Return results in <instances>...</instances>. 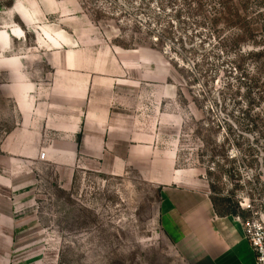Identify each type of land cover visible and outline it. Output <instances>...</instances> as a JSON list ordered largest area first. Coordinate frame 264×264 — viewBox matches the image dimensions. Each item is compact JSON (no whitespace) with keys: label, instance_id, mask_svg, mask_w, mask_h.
<instances>
[{"label":"rangeland","instance_id":"obj_1","mask_svg":"<svg viewBox=\"0 0 264 264\" xmlns=\"http://www.w3.org/2000/svg\"><path fill=\"white\" fill-rule=\"evenodd\" d=\"M191 1L0 0V264H192L171 181L264 229V0Z\"/></svg>","mask_w":264,"mask_h":264},{"label":"crops","instance_id":"obj_2","mask_svg":"<svg viewBox=\"0 0 264 264\" xmlns=\"http://www.w3.org/2000/svg\"><path fill=\"white\" fill-rule=\"evenodd\" d=\"M22 32L15 29L10 34L2 33L3 42L9 47L11 41L7 39H16ZM58 36L69 43L65 33ZM171 182L164 184L159 209L161 226L192 264H257L240 217L220 213L206 192Z\"/></svg>","mask_w":264,"mask_h":264},{"label":"built area","instance_id":"obj_3","mask_svg":"<svg viewBox=\"0 0 264 264\" xmlns=\"http://www.w3.org/2000/svg\"><path fill=\"white\" fill-rule=\"evenodd\" d=\"M45 156L42 153V157ZM246 231L251 246L256 254L257 264H264V229L260 225H253L251 229L246 225Z\"/></svg>","mask_w":264,"mask_h":264},{"label":"trees","instance_id":"obj_4","mask_svg":"<svg viewBox=\"0 0 264 264\" xmlns=\"http://www.w3.org/2000/svg\"><path fill=\"white\" fill-rule=\"evenodd\" d=\"M193 1L196 3L197 0H192L191 2H193ZM250 32H251V29H249V33ZM251 54H253V55H260V57L258 58L257 68L258 69L264 68V51L263 50L262 51H259L258 50V51H255L254 53L252 52ZM228 214L234 215L233 212H230Z\"/></svg>","mask_w":264,"mask_h":264},{"label":"bare ground","instance_id":"obj_5","mask_svg":"<svg viewBox=\"0 0 264 264\" xmlns=\"http://www.w3.org/2000/svg\"><path fill=\"white\" fill-rule=\"evenodd\" d=\"M19 31H21V29H19ZM16 32H18V30H16ZM3 34H5V33H3Z\"/></svg>","mask_w":264,"mask_h":264}]
</instances>
